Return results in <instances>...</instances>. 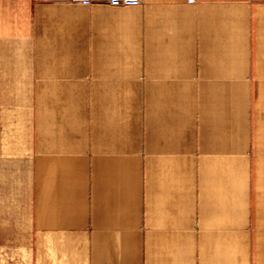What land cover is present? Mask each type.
I'll use <instances>...</instances> for the list:
<instances>
[{
	"label": "crops",
	"instance_id": "0c3cea01",
	"mask_svg": "<svg viewBox=\"0 0 264 264\" xmlns=\"http://www.w3.org/2000/svg\"><path fill=\"white\" fill-rule=\"evenodd\" d=\"M25 104L30 264H264V0H0Z\"/></svg>",
	"mask_w": 264,
	"mask_h": 264
},
{
	"label": "rangeland",
	"instance_id": "374dc122",
	"mask_svg": "<svg viewBox=\"0 0 264 264\" xmlns=\"http://www.w3.org/2000/svg\"><path fill=\"white\" fill-rule=\"evenodd\" d=\"M27 107L13 106L16 112L0 114V264H30L32 153Z\"/></svg>",
	"mask_w": 264,
	"mask_h": 264
},
{
	"label": "built area",
	"instance_id": "2783aa9c",
	"mask_svg": "<svg viewBox=\"0 0 264 264\" xmlns=\"http://www.w3.org/2000/svg\"><path fill=\"white\" fill-rule=\"evenodd\" d=\"M79 1L83 4L89 5L91 3V0H75ZM194 1V0H189ZM109 4L112 6H135L140 5L144 2V0H108Z\"/></svg>",
	"mask_w": 264,
	"mask_h": 264
}]
</instances>
